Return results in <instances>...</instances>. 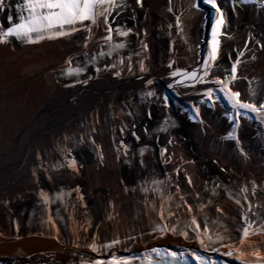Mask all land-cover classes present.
I'll use <instances>...</instances> for the list:
<instances>
[{"label": "bare ground", "instance_id": "1", "mask_svg": "<svg viewBox=\"0 0 264 264\" xmlns=\"http://www.w3.org/2000/svg\"><path fill=\"white\" fill-rule=\"evenodd\" d=\"M154 1L156 2V0ZM128 3L132 11L135 12L133 21L140 24L139 16L142 17L145 14V11L142 13L143 7L137 10V0H128ZM3 5L0 6V9ZM164 5L165 2L160 0L156 3L155 7H150L147 11L146 17L148 18V22L147 28H145L147 31V37L145 38L148 45L147 56L145 58H136V63H134L135 60L131 62L136 67L132 66L128 69L129 75L121 76L120 74H114V70L112 71L113 67L111 66L110 71L100 77L82 80L77 91H73V93H68L66 86L59 87L55 85L56 75L71 67L72 64L71 62L69 64V59L71 60L74 55L87 56V53L96 44L105 43V37L108 33L106 32L103 18H101L100 25L93 28L91 39L87 42V47L78 45L70 38L45 40L39 44L17 42L13 46H6L4 43H0V169H2L0 173L5 174L0 176V190L5 188V192L12 193L10 196L14 195L19 198H22L21 195L33 197L32 178L36 176L37 169H39L45 159L51 165V175L53 177L56 176L55 180L58 182L55 164L48 157L49 150L51 147H54L61 153L60 143L62 139L68 142L71 141L68 138H72L73 135H80L81 141L88 142V146L96 154L88 153L89 158H84V162H86L84 169L81 172L76 171L77 174L71 170L72 172L70 171L69 175H74L72 176L73 180H79L80 183L81 181L83 182L82 187L88 199V204L95 205V208L102 207V203L103 205L105 204L102 201L103 194H107L113 202L110 203L111 206L106 211L113 213L114 220L112 219V221L115 225L123 223L125 214L124 211L120 212V209L123 207L122 204L128 202L127 199H131V197L126 192L125 195L121 193L122 191H120V187L118 186L119 182L123 173L124 177H127V180L134 181L141 171L133 169L130 166L132 165L131 160H127L129 168L127 165V168L119 167L120 161L126 157L131 159L130 156H132L133 152L129 154L130 149L126 150L125 148L120 150L118 148L119 144L124 141V138L122 139L114 134L113 139L110 137L113 143L109 140L108 132H105L104 129L106 127L107 131L110 130L109 133L113 135L112 131L115 129L114 125L116 121L111 118V115L105 114L104 117H101L99 125L92 119V116L95 118L94 115L96 116L99 108L103 109L104 105L106 109H110V107L113 109L114 104H112V100L115 96L121 95V101L125 103L130 100L133 92L134 95L139 97V90L144 88L151 89L155 83L158 84L163 97L164 93L168 97H172L176 101V106L179 102L185 103L184 108L187 109L186 112L184 109L178 111L175 106L167 107L168 114L171 117H175V121L178 117H187L189 123L193 124L192 126L197 124L194 140L197 152L194 155L193 152L191 154L188 152L184 154L181 150L174 152V150L172 151L169 148L166 151L167 155H163L164 159H168L169 157V160L172 161V163L168 162L164 165L165 172L169 174L166 196H173L177 204L183 201L181 197L187 200L191 198L186 191L180 192L181 189L183 191V184L189 182V179L192 191L195 190L199 196L205 195L207 182L212 180L217 173L226 179L231 188L237 190H239L237 188L239 187L237 178L244 180L251 176L254 185H256L254 188L257 189L260 187L259 184H263L264 122L240 116L238 118L240 126L236 131L237 133H235L236 136L238 134L239 144L234 140L228 139L227 136L232 131L233 122L226 115L228 109L227 101L223 99L222 95L220 100H216L214 95L212 101H210L213 105L212 107H209L206 103H201L200 101L205 99L201 93L206 88L215 86L207 82L193 85L191 81H187L182 75L186 70L191 72L201 67L203 60L206 58V44L208 39H210V32L204 25L207 24L208 19L212 20L215 11L208 7L199 11L200 9L198 10L193 7L190 11L185 12L184 15L189 20L198 18L197 23L195 22V30L189 31L190 26L194 22L190 26L187 25L188 27L185 26L184 29H181L182 22L185 20L183 15L180 17V21L182 22H179L178 26L181 27L179 28L181 30L175 32L174 21L176 22V17L168 15L166 17L159 16L161 19L157 18L158 13L162 14ZM14 8L15 6L10 4L4 11L0 10V15H2L0 16V24L7 21L9 16L14 17H12L13 23L19 22L17 20L19 14L15 13ZM3 15L6 18L4 21L1 20ZM126 17L123 18L124 21ZM223 19L225 23L221 31L226 35L220 37L219 56L207 80L219 78L222 80L221 75L225 74L226 71H229L230 75L231 66L237 60V54H244L245 52L243 44L248 42V49H250V45L253 43L245 41L248 37L243 33L251 31L252 26L249 29L247 28L246 31L240 32L237 30L238 25L235 20L231 19L232 25H230L229 22H226L224 16ZM4 30L6 29L0 31ZM201 36H204V40ZM188 38H193L192 43H184V39L187 40ZM188 42H190L189 39ZM260 42L264 46V40ZM187 45H191V47ZM259 46V44L255 43V47ZM249 59H254V61L251 60L254 63L252 71H247L249 67L244 73L242 71L243 74L241 71H237L236 79L232 81L229 88L232 91H238L242 101L255 103L259 107L261 103H264V47H259L258 52L254 53L253 57L250 55ZM141 66H143V71H141ZM180 67L183 68V71ZM245 68L246 66L243 67L244 70ZM173 72L181 73V75L173 76ZM149 80H152L153 83L148 84ZM169 84H173L174 87L169 88ZM97 87L99 92L96 90ZM67 101H73L75 104L74 108H67ZM143 105L145 106V101L135 99L131 109L124 105L118 106V116L119 118L126 119L128 125L131 126V120L135 118L134 115L136 114L132 113L128 116V111L135 109L138 115H143L144 111L141 110L144 108ZM194 109H198V115L195 119L192 118L195 114ZM189 112L191 115L188 116ZM78 116H81V132L79 134L75 130V126H78L77 122L75 124V118ZM141 117L144 120V116ZM56 121H58V124H56ZM40 131L45 134H41ZM245 131H250L247 143L253 151L247 148V143H244L242 133ZM126 133L124 132V134ZM60 135L62 139L59 137ZM218 135H220V138ZM125 141L124 145L128 143V138H125ZM70 146L67 144L66 147L70 148ZM111 147H114V149ZM41 150L45 152L44 158H42ZM114 150L117 154H111L107 157V154ZM73 153L75 152H72L71 156L74 155ZM206 154L211 158L206 159ZM120 158L121 160H119ZM117 166L119 168H116ZM123 169L125 172H123ZM148 174L151 175V172ZM176 177H180V183L179 179L177 181L178 184H175ZM252 183L246 182V185L244 182L246 186H250ZM178 185L179 187H176ZM145 189H143V197L144 199H149L150 195L148 190L145 191ZM173 190L176 192H173ZM257 192L259 194L251 192L250 199L246 197L243 199L240 195L237 197V194H234L232 198L222 201L221 204L218 201L212 203L209 201L204 202L205 211L209 212L208 216L211 217V222L214 225L212 230L219 231L225 226L221 222V219H219L221 215L224 214L232 221L237 220L245 209L243 204L249 205L251 200H254L257 204L262 203L264 201V187L259 188ZM0 196L2 197V195ZM237 200H242L243 202L240 201L237 204ZM177 204L176 206L174 205V210L176 211ZM106 207L105 205L104 209ZM160 209L162 210V206ZM178 211L182 214L185 212V209L179 207ZM79 213L80 211L77 210L76 217L67 216L70 217L68 221H71L72 227L73 225L79 227L77 223ZM95 215L98 219L96 212ZM160 215H158L159 218ZM247 218L251 221V217L247 216ZM154 225L156 224L154 223ZM112 226L110 225V230ZM90 227L94 231L97 230L94 224ZM8 228L10 230V227ZM230 229L233 231L231 235L235 237L237 233L232 228ZM73 234L74 232L71 231L72 236ZM262 234L261 241L264 244V233L262 232ZM64 235L72 239L70 234L67 236L65 233ZM200 239H204V237L196 235L195 239L190 240L184 234H177L167 227V232L165 233L156 232L152 236L144 238L143 241L140 239L134 240L131 244L136 249L149 248L153 245H167L173 248L192 247L195 250L206 252L207 247L200 245ZM26 241H28L26 247H29V244L30 247H33L31 245L33 243L40 244L39 239H36V237L28 238ZM74 242H70L69 246L64 250L52 249V246H58V244L53 243L51 246L52 251L49 254L42 255L36 253L35 258L44 256L45 259L49 258L51 261L72 262L77 257L90 252L88 248H85L87 246L82 247L78 242ZM226 245H221L220 251L228 252L235 250L234 247L230 249Z\"/></svg>", "mask_w": 264, "mask_h": 264}, {"label": "snow or ice", "instance_id": "2", "mask_svg": "<svg viewBox=\"0 0 264 264\" xmlns=\"http://www.w3.org/2000/svg\"><path fill=\"white\" fill-rule=\"evenodd\" d=\"M137 2L139 3L140 0H137ZM204 5L210 6V8L215 11V15L212 17L211 22L210 39H208L206 44V58L203 60L201 67L196 68L191 72L185 71L182 73V75L187 81H191L193 85L207 82L215 86L208 87L201 93L205 99H202L200 102L206 103L209 105V107H212L213 105L210 103V101H212L213 96L215 95L216 100H220L221 95L223 96V99L227 101L228 105L226 115H228V118L233 122L232 131L228 133L227 138L234 140L237 144H239V139L235 135L237 129L240 126L238 118L240 116H244L259 122H264V103H261L260 106L257 107L255 103L242 101L240 99V93L238 91H232L229 88V85L232 83V81L236 79L237 65L241 63L239 59H237L232 64L228 78L224 80H207L214 63L219 56L221 45L220 37L222 35L221 29L225 21L220 8L217 6L216 0H196V3L193 5V7L199 10ZM0 6H2V0H0ZM116 7H120V5L116 4L115 0H24V7L21 9V11L22 13H26V15L21 14L19 16L18 23L9 26L4 31H0V43H5L8 41L9 37H14L16 40L23 43L39 44L45 40L70 38L74 33L80 31L81 29L86 30L89 33V39H91L93 28L100 25L101 18H103V23L107 24L108 16L111 15L112 11ZM169 11H172V9L169 8ZM8 20L11 23L12 17L9 16ZM85 22L88 23L86 24ZM177 24H179V17H177ZM112 31L113 29L110 25H108L106 28V32L108 33L105 37L106 41L112 40ZM115 31L119 36L128 35L127 32L121 31L119 28L115 29ZM85 47H87V43L85 44ZM123 47V43H114L111 45L108 53L101 52L99 55H111L113 50ZM70 62L71 60L69 59V64ZM143 70V66H141V71ZM66 71L69 75H80L84 69L81 67H69L66 69ZM97 71H99V69H97ZM172 75L177 76L181 75V73L173 72ZM152 83V80L148 81V84ZM168 87L172 88L174 85L169 84ZM146 95L152 96L154 93L148 92ZM197 115L198 109L192 118L195 119ZM69 167L75 168L74 159L69 164ZM190 182L191 181L189 179V183ZM161 183L163 182L153 181V184L155 185H159ZM156 190L159 189L157 188ZM145 191H147V189H145ZM242 191L246 192L247 189H242ZM181 199L183 198L181 197ZM236 203L239 204L240 201L237 200ZM189 211H191L190 208ZM169 215H171V213H169ZM160 219H165L163 211H161ZM243 219L246 225H250V221L248 220L246 214ZM191 224H196L195 218L192 219ZM155 227H157L160 231H165L168 225H156ZM198 229L199 225H196L194 230ZM172 231L174 232L175 229H172ZM238 232L242 234L241 239L238 241L239 245H244V238L254 234L249 232L248 227L239 229ZM184 235H186V233H184ZM204 235L206 236L207 241L211 244L222 242L225 239L223 235H217L214 239L212 236L207 235L206 231ZM117 242L118 241H114L113 243ZM199 243L202 247H207L205 239H200ZM103 247H111V245H103ZM226 247L231 249L235 246L226 245ZM93 248H95V244H93ZM152 253L160 256L161 250L152 249L148 255L150 256ZM165 254L169 258L160 260L159 264H179L182 259L183 264H188V260L184 253L168 251ZM225 254L237 260L238 264H247V262L243 260L244 251L242 249L235 253L230 250ZM192 255L195 257V260L199 262V264H214V262L207 257L201 256L197 253H192ZM133 259L135 258H117L115 255H113L108 261V264H132ZM97 264H99V262H97ZM149 264H151V261H149Z\"/></svg>", "mask_w": 264, "mask_h": 264}, {"label": "rangeland", "instance_id": "3", "mask_svg": "<svg viewBox=\"0 0 264 264\" xmlns=\"http://www.w3.org/2000/svg\"><path fill=\"white\" fill-rule=\"evenodd\" d=\"M158 1H160V0H158ZM157 0H156V2L154 1V0H150V2H151V7H155L156 6V3L158 2ZM164 2H165V5H166V0H163ZM168 2L169 3H174L175 4V8L177 9V7L180 9V10H182L183 12H188V11H190L191 10V8H192V0H174V1H172V0H168ZM178 4V5H177ZM164 5V6H165ZM156 9V8H155ZM164 12V11H163ZM159 16H163V17H166V16H168L165 12H164V14H159V15H157V18L158 19H161ZM186 18V17H185ZM186 20V23H188V26H190L191 25V23L192 22H194V23H192L193 25L192 26H190V28H189V31L190 30H195V28H194V26L196 25V23H197V21H198V18H195L194 20H189L188 19V17L185 19ZM255 21H257V20H255ZM255 21H253V23L255 22ZM196 22V23H195ZM247 22V21H246ZM86 24L88 23V22H85ZM249 23H252L251 21H249ZM256 24H259V22H256ZM244 25H245V22H244V24L243 25H241V27L243 28L244 27ZM82 30H84V29H82ZM186 34H187V32H186ZM264 36V35H263ZM130 37V36H129ZM128 37V38H129ZM202 37V36H201ZM134 39V38H133ZM188 39H189V41L190 42H188ZM187 40L186 39H184V43L186 42V43H192V41H193V38H188ZM202 39H203V37H202ZM261 40V39H260ZM123 40L122 39H120V36L118 37V39H117V42L119 43V42H122ZM132 43V42H131ZM187 46H190L191 47V45H187ZM68 108H69V105L67 106ZM90 121V120H89ZM76 122L79 124L80 122H81V118L80 117H78V119H76ZM192 129H195V126L192 128ZM189 135L190 136H192V134H191V132H189ZM253 222L255 223V219H253Z\"/></svg>", "mask_w": 264, "mask_h": 264}]
</instances>
